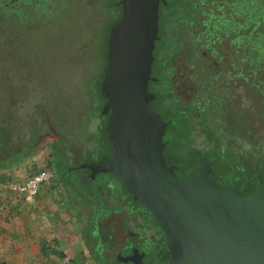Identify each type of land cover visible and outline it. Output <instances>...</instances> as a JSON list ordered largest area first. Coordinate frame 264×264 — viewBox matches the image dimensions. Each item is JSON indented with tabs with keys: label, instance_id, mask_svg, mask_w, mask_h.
Returning a JSON list of instances; mask_svg holds the SVG:
<instances>
[{
	"label": "trees",
	"instance_id": "16d2710c",
	"mask_svg": "<svg viewBox=\"0 0 264 264\" xmlns=\"http://www.w3.org/2000/svg\"><path fill=\"white\" fill-rule=\"evenodd\" d=\"M26 3L27 1L24 0H0V45L4 48L3 50H6L10 41L18 42L16 37L18 29L28 24L27 13L35 10L34 8L39 4L34 3V8H31L26 6ZM106 3L110 7L117 6L116 0H108ZM117 11L120 13V6ZM158 26L151 72L156 79L150 80L148 84L149 89L154 92L150 104L164 120L168 121L166 134H171L174 139L181 142L183 134H193L192 129L200 128L205 139L210 142V147L203 152L211 158H219L222 153L216 151L218 140L214 135V120L219 109L226 104L230 88L237 86L241 89L248 84L252 92L253 107L257 104L258 108L264 106V0H164L159 5ZM108 31L101 53L103 66L100 76L89 91L90 102L99 103L97 105L99 108L103 104L100 101L105 100L99 92V86L106 65ZM19 42L22 41L19 40ZM6 58L0 55V73L2 72L0 76V179H5L3 176L5 171L33 156L36 145L41 139H47L50 150L46 166L55 170L58 183L62 191H65V185L70 183L68 171L77 168L83 158L80 159L82 156L80 152L76 160H70L66 152L68 142L61 137L72 131L87 134V122L92 116H98L101 121L93 133L97 134L96 140H98V145L95 144V146L97 145L102 151L87 157L85 161L96 159L106 152L110 144L105 133L107 115L99 111H87L84 114H80L79 110L70 112L67 104L59 102L60 110L57 109L62 117L60 124L56 125L46 119L44 124L41 123L43 129L39 131L31 128L27 120H24V123L19 118L14 119L13 112L16 107H20L18 100L8 97L7 105L3 104L5 95L12 92L11 88L10 91L5 89V86L11 83L8 73L5 74L7 69L2 65V61L7 60ZM17 73L21 76L28 72L17 70ZM53 93L54 90L45 94L40 92L39 97L52 98ZM242 97L244 98V95ZM92 105L94 110L96 104ZM263 142L262 137L253 136L251 147L252 162L254 160L255 165L262 164L264 168ZM76 145L78 146L77 143ZM79 147L78 149H81ZM85 147L88 148V146ZM197 155L198 153H195L194 158ZM62 167L64 171L60 172ZM87 178L91 180L90 176ZM257 181L264 182V172L261 170L252 175L251 182L248 181L251 183L248 191L254 188ZM124 190L128 193L125 188ZM126 195L131 197L130 193H124V197ZM71 201L68 192L64 198L67 208H71ZM96 204L101 207L102 203ZM80 219L77 218L87 232L79 235V240H88L87 236L91 237V240L96 239L98 235L94 237L91 232L89 233L87 221L83 223L82 218ZM92 224L94 225V220L91 221ZM95 230L96 228L93 230L94 234L97 232ZM109 231L107 228V232ZM112 242L114 241L109 242L108 245L103 243L104 246L111 247ZM78 243L85 246L86 257H92L96 264H101V258L98 259L92 249H89V246L86 247L88 241ZM91 243L93 244L94 241ZM56 253L64 257V253L60 251ZM114 261L118 262L115 258Z\"/></svg>",
	"mask_w": 264,
	"mask_h": 264
},
{
	"label": "water",
	"instance_id": "95a60500",
	"mask_svg": "<svg viewBox=\"0 0 264 264\" xmlns=\"http://www.w3.org/2000/svg\"><path fill=\"white\" fill-rule=\"evenodd\" d=\"M164 0H119V19L109 27L106 65L99 86L105 98V133L110 155L85 161L90 177L106 171L139 199L164 230L166 240H264V183L242 195L232 184L215 187L212 161L198 158L196 175L180 176L163 153L168 121L150 106L148 83ZM170 264H264V241H166ZM137 253V255H136ZM144 253L117 255L123 263L143 264Z\"/></svg>",
	"mask_w": 264,
	"mask_h": 264
},
{
	"label": "rangeland",
	"instance_id": "374dc122",
	"mask_svg": "<svg viewBox=\"0 0 264 264\" xmlns=\"http://www.w3.org/2000/svg\"><path fill=\"white\" fill-rule=\"evenodd\" d=\"M37 3L39 4L35 8L33 6L35 5L33 1H29L25 4L28 7L34 8L36 11L33 10L27 13L28 24H24V27L22 28L20 27L16 34L18 42L10 41L6 50H3L4 48L0 45V55L2 57H7V60L2 61V65L6 67L5 69H7V71L5 74L8 73L9 80L11 81L10 84L8 83L5 86V89H7L6 91H10L11 88L12 90L10 94L8 93V95H5L6 98L3 104L7 105L8 97H11L13 100H18L20 107L15 108L12 115L13 118H19L22 122L27 120V122L30 123L31 128L41 131V129H43L42 124H44L46 119L52 121V123L56 125L60 124L62 117L59 114V102L67 104L68 111L70 112H76L78 110L80 111V114H84L87 111L100 112L101 108L97 106L99 103H93V101L90 102L91 95L89 91L95 85L97 77L100 76L101 67L103 66L101 53L104 49V40L108 27L114 20L115 15H110L111 12L105 7L104 0H46L45 2L38 1ZM19 40L22 42H19ZM17 70L28 73L19 76ZM1 73L0 76H2ZM53 90L54 97H39L40 92L45 94ZM239 91L244 94L245 88L243 87ZM79 94L81 100L78 99ZM100 103H103V101L101 100ZM92 104H96L94 110ZM257 110L258 104L253 107L254 114L252 122L257 128L254 130V132H257L254 136L263 138L264 120L261 119ZM63 114L64 112L62 115ZM100 121L101 120L98 116H92L86 125V129L88 130L87 134L72 131L69 134H64V137H61L68 142L66 152L70 156V160H76L77 158L74 159L72 156L77 157L81 152L82 156L80 159L83 158V161H85L87 157L89 158L95 153L102 151V149L97 147V134L93 133V130ZM39 126L41 128H39ZM200 132L202 131H198V129L193 130L195 142L205 139V135ZM46 141L47 139H41L39 142L40 144L37 143L36 145L37 148L35 150L37 152H34L35 156L26 159L28 162H31V166L33 165L30 170L35 169V165H42V163L47 165L50 145L48 144L49 142ZM76 143L81 149H78ZM95 144L97 145L95 146ZM204 145L207 147L210 144L205 140ZM262 145H264V142ZM85 146H88V148ZM170 154L177 156L174 151ZM185 161L186 159L180 161L181 165H185ZM22 162L23 161L20 163ZM259 162L261 163L262 161ZM248 164L247 170L249 174H246L244 178L249 177L250 174L254 175L258 170L264 172L262 164L255 165L254 160L253 162L252 160L251 162L249 161ZM188 165L190 166L191 162H189ZM187 169L189 170L190 167H187ZM59 171H64V168H60ZM86 171L87 170H85L84 167L68 171L67 176L69 177L68 180L70 183L65 185V191H63L61 197L59 196L61 192H58L57 195L64 200L65 195H67L68 192L72 194L76 189H80L76 173L79 172V174H83ZM185 171L186 170L183 168L179 169V173L183 174ZM226 176H228V174H226ZM54 178L52 184L58 181L55 170ZM90 178L92 181V189L96 188L97 184L101 182L104 183L105 180L110 181L111 183L115 182V176L107 172L100 173L96 177ZM84 181H88L86 177H84ZM46 188L48 189L49 186H46ZM112 189L114 190V187H112ZM115 189L119 193H124V189L120 186H116ZM108 191L110 193L114 192L112 190ZM51 194L52 193L48 191L46 195L41 194V196H51ZM122 200L123 202H120V204L115 207H118L117 209L124 207L123 210L126 209L129 211L133 199L126 195ZM109 203H113V200L110 199ZM82 209L84 212L89 211L88 201H85ZM94 210L95 212H93V214H96L101 208L96 205ZM120 214L122 219H126L123 212ZM70 215L71 218H73V215H76V213L73 212ZM91 220V218H82V221H84L83 223L87 221L86 224L90 230L89 233L91 232L95 237L98 234L96 230V234L93 233L94 228L92 227L93 224L91 225ZM122 223H124V221H122ZM63 225L64 226L59 227L61 232L67 231V229L71 230L70 223L64 222ZM77 225L78 227L80 226L78 222ZM90 227L92 228L90 229ZM109 229H111V227ZM86 232L87 231H85V233ZM87 238L88 240H91V237L87 236ZM67 244L69 243L61 241L57 248L64 251L65 258L68 257L71 261V258H74L73 256L75 254V245ZM75 244L76 247L81 250V255H85V246L82 244L84 247H81V244L78 242ZM87 246H89V249H92L96 257L100 259V255L104 253V246L97 244V241H94L93 244L91 241H88L86 247ZM65 258L61 259L56 255V262L63 264ZM78 262H80V259H73V264H79ZM50 263L51 262H48L46 264ZM100 263L129 264L115 262L114 258L109 259V257L104 260L100 259Z\"/></svg>",
	"mask_w": 264,
	"mask_h": 264
},
{
	"label": "flooded vegetation",
	"instance_id": "af4514ba",
	"mask_svg": "<svg viewBox=\"0 0 264 264\" xmlns=\"http://www.w3.org/2000/svg\"><path fill=\"white\" fill-rule=\"evenodd\" d=\"M24 1H27V3L28 1L37 3L38 1L44 0ZM106 1L104 0V5L107 10L111 12L110 15H115L114 20L111 22L112 24L119 19L122 5L119 3V0H116L117 6L110 7ZM119 6L120 13L117 11ZM231 86L232 85L230 84V87ZM244 88V94L239 91L240 88L238 89L237 86L230 88L231 90L228 93L227 102L219 109V113L214 120V135L215 139L218 140L216 144V151L220 154L222 153L221 157L211 158L207 153L203 152L210 147V145L207 147L204 145V141L206 139L195 142L194 134H183V140L180 142L177 139H174L171 134H166L167 129L165 130L163 138L165 141L163 153L168 165H177L176 173L178 175L186 178L196 175L199 166L198 158L202 154H207L212 161V172L209 177L215 187H221L225 183H229L232 184V187L236 192L242 195L252 193L254 188L248 191V187L251 185L250 182L252 174H250L249 177L244 178V176L249 174L247 169L249 161L251 162L252 160V139L254 134H257L256 131L254 132L257 128L252 122L254 114L251 100L252 92L248 84H246ZM242 95H244V98ZM257 113H259L261 119L264 120V106L262 108H258ZM198 131H201L200 128H198ZM200 133L204 134L203 132ZM262 136L264 139V134ZM208 143L210 144V142ZM172 151H174L177 156L170 154ZM111 153L112 146L110 143L109 146H107L105 153L101 154L98 158L90 159L89 161H97L102 155H110ZM195 153H198V155L195 156L196 158H194ZM72 157L74 159L77 158L76 156ZM183 159H186L184 162L185 165H181L180 161ZM189 162H191L190 166L188 165ZM79 164L77 168H81ZM187 167H190V169L188 170ZM84 168H86L85 170L87 171L83 174H79V172L76 173L80 189H76L72 194L69 193L72 199L69 213L75 212L76 215L73 216L76 218H91L92 222L94 220L93 228H96L98 234L96 240H166L164 230L158 221L151 215L149 209L139 199H134L132 194L119 182L118 174L116 172L106 171L107 173L115 176L114 183L105 180L104 183L101 182L99 185H96V188L92 189V181L87 178V176H90V170L87 167ZM181 168L186 170L183 174L179 173V169ZM226 174H228V176H226ZM84 177L88 180L87 182L84 181ZM248 181L250 182L248 183ZM116 186H123L128 193H130V198L133 199V203L131 204V209L129 211L126 209V211L123 210L124 207L121 209H117L118 207H115L120 204V202H123L122 198L124 197V193L128 194L125 190L124 193L117 192L115 189ZM112 187H114V190ZM108 190L114 191L113 193L115 194H110ZM63 191L61 190V195ZM110 199L113 200V203L111 204L109 203ZM62 201L65 210H68L67 204L64 200ZM85 201H88L89 205V211L87 212H84L82 209ZM98 202L102 203L100 207L101 210H99L96 214H93L97 205L96 203ZM121 212L125 214L126 219H122L120 214ZM122 221H124V223H122ZM110 227L111 229H109ZM107 228L110 230L109 232H107ZM101 242L104 246V243L108 245L111 241H97V244ZM111 244H113L111 247H108L107 245L103 247L104 253L100 255L101 259L104 260L108 257L110 259L113 256L115 260L118 261V254L123 256L129 255L137 250L139 254L144 253L143 264H170L172 262L166 247V241H114ZM145 247L147 248V251ZM116 250H118L117 253H112V251ZM81 262L83 264H96V261L92 260L91 257L81 259ZM126 263L131 264L130 262Z\"/></svg>",
	"mask_w": 264,
	"mask_h": 264
},
{
	"label": "crops",
	"instance_id": "0c3cea01",
	"mask_svg": "<svg viewBox=\"0 0 264 264\" xmlns=\"http://www.w3.org/2000/svg\"><path fill=\"white\" fill-rule=\"evenodd\" d=\"M32 163L34 164L33 161ZM30 164L31 162L24 160L5 171L3 176L24 180L45 165L43 163L42 165H35V169L30 170L33 167ZM46 186L49 188L47 189ZM61 190L58 181L53 184L52 181L43 184L38 193L31 198H24L6 189H0V240H79V235L85 233V226L82 227L81 221L77 220L76 217L71 218L70 213L65 210L62 198H60L61 193L59 194L60 197L57 195ZM48 191L52 193L51 196H41V194L46 195ZM64 222L71 224V230L67 229L64 232L59 230V227L64 226ZM77 222L80 224L79 227ZM56 242L0 241V263L46 264L51 262L50 264H60V262H56V255L59 256L56 251L62 253L64 251L57 248L61 241ZM64 242L75 245V254L71 261L68 257L65 258V253L64 257L59 256L61 259L65 258L63 264H73L75 258L80 259L79 264H83L81 259L86 258V256L81 255V250L76 248L75 244L79 241ZM80 244L82 247V243Z\"/></svg>",
	"mask_w": 264,
	"mask_h": 264
},
{
	"label": "built area",
	"instance_id": "2783aa9c",
	"mask_svg": "<svg viewBox=\"0 0 264 264\" xmlns=\"http://www.w3.org/2000/svg\"><path fill=\"white\" fill-rule=\"evenodd\" d=\"M53 179L54 170L44 165L31 173L24 180L12 178L0 179V189H6L24 198H31L38 193L43 184L50 183Z\"/></svg>",
	"mask_w": 264,
	"mask_h": 264
}]
</instances>
